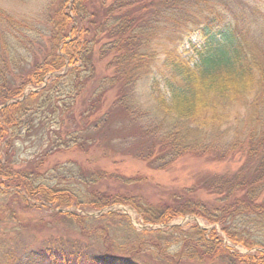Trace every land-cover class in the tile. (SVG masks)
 Wrapping results in <instances>:
<instances>
[{"label":"trees","instance_id":"1","mask_svg":"<svg viewBox=\"0 0 264 264\" xmlns=\"http://www.w3.org/2000/svg\"><path fill=\"white\" fill-rule=\"evenodd\" d=\"M94 6L95 0H60L59 25L48 41L51 53L46 52L42 61L26 69L21 62L16 68L8 66L16 65L19 58L15 55L20 54L16 42L21 40L10 36L28 26L0 8V190H10L27 208L39 204L101 212L122 205L135 209L146 224L165 225L177 217L193 216L221 224L233 245L261 250L254 255H234L215 229L209 233L198 225L187 231L173 227L168 235L176 239L182 257L204 256L209 261L227 257L231 264H264V247L249 233L235 228L237 219H257L264 225V37L260 36L264 14L260 4L256 0H115L109 6L100 3L99 9L91 12ZM82 22H89L92 37H85L90 30ZM160 24L164 25L163 34H168L154 37ZM104 31L106 37H97ZM195 34L203 36L204 45L196 50L198 59L191 65L180 55V47ZM102 38L107 42L99 44ZM107 56H111L107 65L110 76L90 87L97 79L96 60ZM66 67L68 72L61 75ZM49 76L53 82L44 86ZM143 79H151L146 92L150 101L141 104L136 90ZM29 88L40 91L26 98ZM114 90L115 100L107 109L108 94ZM43 108L51 110L52 118L42 113ZM58 117V129L52 130ZM35 129H45V133L34 136ZM122 132H130L126 140H136L137 151L130 155L151 170L165 171L185 157L221 162L241 154L244 162L235 172L198 177L192 195L157 206L131 192L99 187L84 192L41 182L51 170L47 167L50 158L57 153L85 155L97 150L104 157L116 158L120 152L113 150H122L127 142L116 146L113 135ZM214 134L221 136L215 140ZM28 143L30 148H46L32 161L23 160ZM128 152L121 151V155ZM96 174H102L99 179L119 178L102 169ZM127 180L138 183V178ZM200 191L214 199L203 202L195 198L194 193ZM63 212L61 215L72 218L70 212ZM106 215L115 214L110 210ZM16 255H8L9 264L18 263ZM35 261L148 264L140 257L55 243L34 248L23 264Z\"/></svg>","mask_w":264,"mask_h":264},{"label":"rangeland","instance_id":"2","mask_svg":"<svg viewBox=\"0 0 264 264\" xmlns=\"http://www.w3.org/2000/svg\"><path fill=\"white\" fill-rule=\"evenodd\" d=\"M60 0H0V8L4 9L11 15L18 17L24 25L23 32L15 33L21 40L17 41V50L20 54L15 56L16 65H10L9 68H16L19 63L24 69L30 67L37 61L44 59V54L50 52L48 44L49 37L55 35L58 22V8ZM101 1V2H100ZM115 0H95L96 6L91 8V12L99 9V4L104 3L105 6L111 5ZM255 2V1H254ZM253 1L251 3L255 4ZM264 14V0H256ZM85 29H89L90 33L85 34V37H92L93 29L89 22H82ZM160 24L157 31L154 32V37L159 35L164 37ZM261 37H264V15L261 24ZM153 34V33H152ZM149 34V37H153ZM107 32L104 31L97 37H106ZM0 37L1 34H0ZM25 37H31L30 40ZM99 44H104L107 39L102 38ZM153 42V50L156 49ZM204 45V38L199 34L189 36L180 47V55L191 65L197 62L196 50H201ZM1 46V44H0ZM61 46L58 48L60 51ZM57 51V52H58ZM56 50H53L55 53ZM155 53V52H154ZM98 57H96L97 59ZM111 56L105 57L104 60H96V77L97 79L90 85H98L100 80L106 76H110L111 72L107 70L108 62ZM83 67L82 64L79 65ZM19 70V69H18ZM69 68L66 67L60 74L65 75ZM49 86L53 81L50 76L45 79ZM151 79H143L137 85L136 93L141 104L148 103L150 99L146 95L149 92ZM95 87H92V90ZM91 89V88H90ZM166 90V89H165ZM40 90L29 88L26 92V98L29 93ZM164 91V90H163ZM116 91H110L108 94L110 108L115 100ZM41 102L37 104L40 105ZM36 105V104H35ZM78 106V107H77ZM81 108V102L76 105ZM46 112L52 118L50 109H42V113ZM79 113H77L78 115ZM56 119V118H55ZM36 121V126L40 128L39 122ZM60 119H56L51 125L52 130L58 129ZM247 123H245L246 125ZM48 123L45 124V127ZM34 136L42 135L45 129L33 130ZM119 134V133H118ZM113 135V142L116 146L118 143L127 142L123 145L122 150L115 149L113 151L120 152L116 158L104 157L97 150H92L89 154L57 153L49 160L50 171L42 176L41 182L44 185L57 188H70L74 190H88L96 187L107 190H120L122 192H131L142 198L150 205L157 206L162 202L173 203L177 198L191 193V187L195 180L202 175L210 173H221L227 170H238L243 162L241 154L235 155L227 161H208L205 159L185 157L178 160L165 171L151 170L146 163L140 158H135L130 155L131 152H136L137 144L134 141L126 140L130 132H125L120 135ZM118 135V136H117ZM214 139L220 138L221 134H214ZM34 139L36 137H33ZM22 152V159L32 161L35 156H38L42 150L46 148L35 146ZM111 152L112 149L108 148ZM122 152H128L126 155H121ZM0 152V157L2 156ZM71 162V163H69ZM60 165V166H58ZM58 166V167H56ZM98 169L106 170L110 173H115L119 178H110L105 176L99 179L100 174H96ZM45 173V172H44ZM94 173V174H93ZM86 177V179H85ZM140 177L146 178L141 180ZM127 178H138V183L135 184L127 180ZM97 180V181H95ZM89 182V186H86ZM0 190V264H9L8 255L17 253L16 264H23L27 259V253L38 246L47 244L65 245L68 248L72 246H88L94 251L108 253L117 256H132L140 257L146 260L148 264H231V260L227 257L214 259L209 261L204 256L185 258L176 246V239L168 235V231L173 227H179L181 230L187 231L190 227L198 225L201 229L207 230L209 233L215 229L217 236L222 240L227 249L234 255H254L258 250L249 251L240 245H233L227 240L223 233L221 224H209L203 219L193 216L177 217L170 224H146L135 209L130 206H115L109 210L101 212L82 211L77 207L71 209H61L51 207L49 205H38L36 208H27L28 205L10 193V190ZM188 195V196H191ZM194 197L203 202L212 201L214 198L203 191L194 193ZM33 201V200H32ZM32 204H35L33 201ZM114 213V216H108L109 211ZM70 212L72 218H66L60 212ZM64 212L62 214H64ZM106 216H105V215ZM257 223V224H256ZM235 228L240 232L249 233L261 246L264 247V225L257 219L243 220L237 219ZM158 231L160 233H158ZM165 249V252H160L158 247ZM213 254V253H211ZM207 254V255H211ZM215 255V252H214ZM11 264H14L11 262ZM32 264H37L33 262Z\"/></svg>","mask_w":264,"mask_h":264}]
</instances>
